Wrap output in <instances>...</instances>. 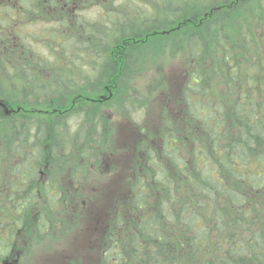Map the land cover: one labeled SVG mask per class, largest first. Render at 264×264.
Segmentation results:
<instances>
[{"label":"trees","instance_id":"1","mask_svg":"<svg viewBox=\"0 0 264 264\" xmlns=\"http://www.w3.org/2000/svg\"><path fill=\"white\" fill-rule=\"evenodd\" d=\"M165 49L184 108L155 129L134 97ZM0 101V264L37 212L42 240L96 217L116 102L139 133L100 264H264V0H0Z\"/></svg>","mask_w":264,"mask_h":264},{"label":"rangeland","instance_id":"2","mask_svg":"<svg viewBox=\"0 0 264 264\" xmlns=\"http://www.w3.org/2000/svg\"><path fill=\"white\" fill-rule=\"evenodd\" d=\"M92 14V11H89L87 16H91ZM173 36H175L176 39L179 38L177 33L176 35L171 33L167 35L169 38H173ZM176 39L174 41H176ZM173 43L175 44L176 42ZM166 52L178 53V50L165 49L162 55H160L158 62L154 64V70H144L143 75L138 79L140 82H138V85L135 84L136 87L140 86L141 89L145 90V96H149L145 99L139 97H134V99L139 103L138 107L140 108L145 106L146 102L149 104L147 122H150L152 128L155 129L158 128L156 126L160 123L162 109L167 108L169 111H173L175 115H183L182 109L184 108V102L182 103L181 99V88L183 87L182 80H185V70L182 72V62L179 57L171 56ZM160 83L165 85L162 86ZM224 83L225 81H223V86ZM139 91V94L142 95L143 93L140 89ZM114 104L115 105L105 108L104 113L107 121H105L106 129L104 131H106L110 137L111 141H109V144L114 149L116 148L119 150L121 154L118 155L117 153L116 155V171L105 176V182L103 180L104 178L101 179V185L103 186L102 193H104L100 199L103 203L100 201L101 208L98 214L95 218L92 216L82 217L77 223L79 227L77 228V226H75L61 239L48 238L49 240H42L35 231L37 215L39 214L38 212L35 213L28 221L26 230L21 239L16 240L17 249L14 264H72L75 260H81L83 264H100L99 252L96 247H98L101 242L103 243L105 239V235L101 231L107 225L105 218L107 215L104 206L107 198L113 200L114 196H117L122 201L127 200L129 188L128 178L131 174L129 170L132 166L131 164L135 162L133 160V154L129 153L130 149H128V147H134V145H136L135 140L139 133L137 124L130 119L131 117H128L129 115L125 112L122 103L116 102ZM8 111V108L3 106L2 103V105H0V112L8 113ZM137 114H140L138 122H143L141 111ZM183 120L184 127L182 130L184 132L182 135L184 136V134L188 135L187 130L190 129L189 127L192 123L188 121L185 116H183ZM135 132L137 135L134 139ZM126 147V151L122 153V148ZM137 148L135 153L140 154L138 151L140 147ZM128 154L130 155L126 156ZM137 167L139 168L140 166L138 165ZM141 167H144V164H142ZM108 178H112V180ZM53 234L58 236L59 231L55 230Z\"/></svg>","mask_w":264,"mask_h":264},{"label":"flooded vegetation","instance_id":"3","mask_svg":"<svg viewBox=\"0 0 264 264\" xmlns=\"http://www.w3.org/2000/svg\"><path fill=\"white\" fill-rule=\"evenodd\" d=\"M15 260H16V259H15ZM15 260H14V261H12V263H13V264H14Z\"/></svg>","mask_w":264,"mask_h":264},{"label":"water","instance_id":"4","mask_svg":"<svg viewBox=\"0 0 264 264\" xmlns=\"http://www.w3.org/2000/svg\"><path fill=\"white\" fill-rule=\"evenodd\" d=\"M0 105H2V103L0 102Z\"/></svg>","mask_w":264,"mask_h":264}]
</instances>
